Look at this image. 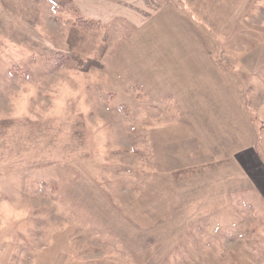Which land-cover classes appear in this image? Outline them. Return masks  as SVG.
<instances>
[{
  "label": "rangeland",
  "instance_id": "rangeland-1",
  "mask_svg": "<svg viewBox=\"0 0 264 264\" xmlns=\"http://www.w3.org/2000/svg\"><path fill=\"white\" fill-rule=\"evenodd\" d=\"M67 1L0 0V264H264V0Z\"/></svg>",
  "mask_w": 264,
  "mask_h": 264
},
{
  "label": "crops",
  "instance_id": "crops-1",
  "mask_svg": "<svg viewBox=\"0 0 264 264\" xmlns=\"http://www.w3.org/2000/svg\"><path fill=\"white\" fill-rule=\"evenodd\" d=\"M81 5H82V3H81ZM257 191V193H258V190H256ZM251 194H253L254 195V189L252 188V189H247V195H251ZM261 195V194H260ZM259 195V196H260ZM254 196H256V195H254ZM256 198V197H255ZM240 201H244V205H246V207L247 208H250V202L248 201V199L246 198V195H244V194H242V197H240ZM258 204H260V202L258 201ZM211 220H213L212 218H211ZM214 221H218V222H220L218 219H215ZM212 233H214V232H216L215 230H212L211 231ZM210 231H209V233H211Z\"/></svg>",
  "mask_w": 264,
  "mask_h": 264
},
{
  "label": "trees",
  "instance_id": "trees-1",
  "mask_svg": "<svg viewBox=\"0 0 264 264\" xmlns=\"http://www.w3.org/2000/svg\"><path fill=\"white\" fill-rule=\"evenodd\" d=\"M52 1L54 2V0H52ZM68 1L70 2V0H68ZM68 1H67V2H68Z\"/></svg>",
  "mask_w": 264,
  "mask_h": 264
}]
</instances>
